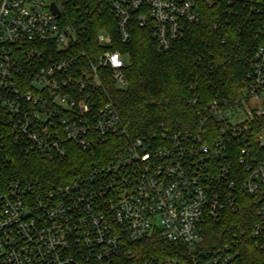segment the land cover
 I'll use <instances>...</instances> for the list:
<instances>
[{"label": "built area", "instance_id": "obj_1", "mask_svg": "<svg viewBox=\"0 0 264 264\" xmlns=\"http://www.w3.org/2000/svg\"><path fill=\"white\" fill-rule=\"evenodd\" d=\"M238 1L264 15V0H110L109 7L122 42L137 23L165 52L200 20L202 6ZM61 9L62 0H0V162L8 144L55 159L72 145L89 150L126 135L98 93L108 70L127 84L123 54L103 31L96 59L73 52L79 37ZM198 109L201 129L215 120V132L136 137L116 160L52 189L20 180L0 186V264H235L228 251L201 249L202 226L243 193L257 197L253 233L264 240V44L252 51L238 97L218 96ZM153 239L182 252L144 256L141 246Z\"/></svg>", "mask_w": 264, "mask_h": 264}, {"label": "trees", "instance_id": "obj_2", "mask_svg": "<svg viewBox=\"0 0 264 264\" xmlns=\"http://www.w3.org/2000/svg\"><path fill=\"white\" fill-rule=\"evenodd\" d=\"M109 1L62 0L61 11L64 22L79 37L80 44L73 52L85 49L96 59L103 50L97 42L103 31L112 37L109 48L123 54L127 84L120 87L108 70L98 93L104 101L112 102L126 135L94 143L89 150L72 145L67 156L55 159L8 144V157L0 162V186L20 180L39 191L59 187L92 166L116 160L129 140L160 134L164 129L213 133L217 121L211 120L201 129L204 114L198 113V108L218 96L232 99L241 94L252 51L264 44V15L252 14L239 1L202 6L200 20L189 24L184 37L169 51L160 52L150 29L137 23L132 24L131 40L122 42ZM193 99H197L195 106L190 103ZM257 221V197L242 193L236 205L225 208L218 219L205 220L201 249L228 251L235 264H264V240L253 233ZM139 252L177 256L182 250L163 239H153Z\"/></svg>", "mask_w": 264, "mask_h": 264}, {"label": "water", "instance_id": "obj_3", "mask_svg": "<svg viewBox=\"0 0 264 264\" xmlns=\"http://www.w3.org/2000/svg\"><path fill=\"white\" fill-rule=\"evenodd\" d=\"M52 9L57 13V15H60V11L56 7L55 3L52 4Z\"/></svg>", "mask_w": 264, "mask_h": 264}]
</instances>
